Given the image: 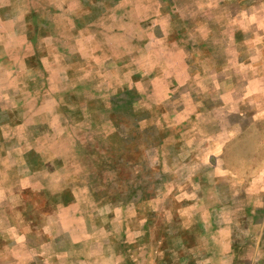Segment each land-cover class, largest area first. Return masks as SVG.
<instances>
[{
    "label": "rangeland",
    "instance_id": "obj_1",
    "mask_svg": "<svg viewBox=\"0 0 264 264\" xmlns=\"http://www.w3.org/2000/svg\"><path fill=\"white\" fill-rule=\"evenodd\" d=\"M0 264H264V0H0Z\"/></svg>",
    "mask_w": 264,
    "mask_h": 264
}]
</instances>
